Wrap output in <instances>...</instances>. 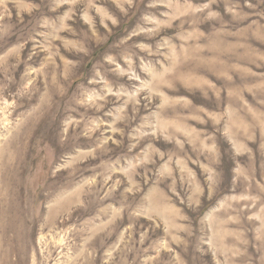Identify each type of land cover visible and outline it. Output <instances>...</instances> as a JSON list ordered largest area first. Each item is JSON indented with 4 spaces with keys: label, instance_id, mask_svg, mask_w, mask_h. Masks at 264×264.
Segmentation results:
<instances>
[{
    "label": "rangeland",
    "instance_id": "1",
    "mask_svg": "<svg viewBox=\"0 0 264 264\" xmlns=\"http://www.w3.org/2000/svg\"><path fill=\"white\" fill-rule=\"evenodd\" d=\"M0 264H264V0H0Z\"/></svg>",
    "mask_w": 264,
    "mask_h": 264
}]
</instances>
